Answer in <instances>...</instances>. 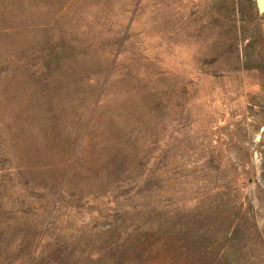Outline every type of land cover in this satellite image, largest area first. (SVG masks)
Masks as SVG:
<instances>
[{
  "label": "rangeland",
  "instance_id": "obj_1",
  "mask_svg": "<svg viewBox=\"0 0 264 264\" xmlns=\"http://www.w3.org/2000/svg\"><path fill=\"white\" fill-rule=\"evenodd\" d=\"M0 264H264L256 0H0Z\"/></svg>",
  "mask_w": 264,
  "mask_h": 264
},
{
  "label": "water",
  "instance_id": "obj_2",
  "mask_svg": "<svg viewBox=\"0 0 264 264\" xmlns=\"http://www.w3.org/2000/svg\"><path fill=\"white\" fill-rule=\"evenodd\" d=\"M256 6L261 14H264V0H256Z\"/></svg>",
  "mask_w": 264,
  "mask_h": 264
}]
</instances>
